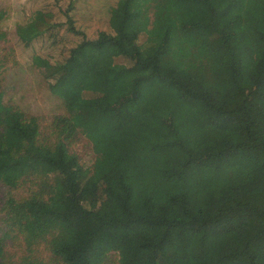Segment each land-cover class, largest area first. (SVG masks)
<instances>
[{"label":"trees","instance_id":"1","mask_svg":"<svg viewBox=\"0 0 264 264\" xmlns=\"http://www.w3.org/2000/svg\"><path fill=\"white\" fill-rule=\"evenodd\" d=\"M25 1L35 20L51 24L30 36L16 30L18 45L37 53L46 47L41 58L52 60L19 74L15 49L6 47L10 33L1 27L9 10L1 7L0 185L10 191L29 181L32 188L24 198H0V264H111L113 255L117 264H264V0H165L179 8V31L208 66L194 80L172 69L161 78L183 112L179 123L158 113L172 136L165 144L173 163L153 167L156 181L140 191L128 176L146 169L147 156L115 138L132 133L128 109L140 102L143 84L160 76L170 30L162 47L143 55L138 31L122 24L89 36L77 18L82 0ZM134 1H110V13L128 22ZM104 48L142 74L128 88L105 81L88 89L114 124L113 135L92 149L114 157L108 167L84 169L66 143L72 101L52 94L63 114L44 134L13 98L22 97L28 76L51 81L48 89L82 78L87 89ZM8 240L17 242L19 258L4 251ZM41 246L47 262L32 254Z\"/></svg>","mask_w":264,"mask_h":264},{"label":"rangeland","instance_id":"2","mask_svg":"<svg viewBox=\"0 0 264 264\" xmlns=\"http://www.w3.org/2000/svg\"><path fill=\"white\" fill-rule=\"evenodd\" d=\"M103 1L82 0L77 18L89 36L98 30L115 31L117 26L122 24V27H127L128 33L132 30L138 31L137 46L139 52L146 55L148 52H153L160 46L162 47V42L165 38L164 32L167 29L171 32L166 41L165 51L158 61L160 76L158 74L154 75L143 84L140 102L128 109V112L135 120L132 133L124 134L123 136H119L117 133L115 138L117 143L122 138L136 143L139 146V153L147 156L146 169L137 173L132 172L128 176V182L140 191L145 185H151L156 181L152 177L153 167L156 165L166 167V165L169 166L173 163V159L171 160L172 154L167 152L171 150L165 144L172 139V136L166 126L161 123L158 113H161L164 118L168 115H173L175 123H179L180 115L183 112L181 106L174 104L173 95L176 93L172 90H166L167 82L161 78L165 76L168 70L172 69L174 71L185 70L190 78L194 80L198 74L204 72L208 63H206L203 56L198 54V46L191 44V40L187 39L179 31V8L172 1L135 0L130 5V13L133 17L124 23L121 15H112L110 13L112 10H110V1L113 3L114 0ZM23 4L24 12L20 13L17 9L22 10ZM1 7L9 10V16L4 19L1 27L10 33L9 44L6 47L15 49V57H17L19 62V74L21 76L24 75L32 65L45 67L48 64V60L52 59L41 58V54L49 52V49L44 47L41 53H37L33 48V50H24L18 45L15 33L17 30L20 35L30 36L43 29L46 25L51 24V21L46 19L35 20V15L25 0H0ZM8 48L1 55H5ZM87 53L94 52L88 49ZM97 56L98 68L93 73V81L87 89H83L82 78L71 81L65 87H58V84H55L54 88L48 89L47 85L51 84V81L47 80L44 85L38 79L28 76L22 82L23 90L25 89L22 97L16 96L13 98V101L26 114L34 116L44 134H51L55 131L53 128L54 121H59L60 114H63L62 109L58 107L60 101L56 96L62 93L63 96L70 99L73 103V107H71L72 114L69 118L71 132L68 133L70 130L65 132L67 134L66 143L70 153L77 157L78 162L84 169L91 168L92 165L100 168L108 167L112 164L114 157L113 151L98 154L92 149L96 141L105 136L113 135L114 124L109 114L103 110L101 111L99 107V110L95 107L96 105L99 106L98 104L105 107L107 106L106 103H95L94 100L90 102L89 98H93V96H91L92 93L88 89L99 88L105 81L121 84L128 88L134 77L142 74L140 68L129 69L128 61L119 56L114 49L104 48V50L97 53ZM143 74L149 76V71ZM209 78H211L210 74ZM202 79H205L204 75ZM210 85L211 82L209 81ZM18 91L21 93L22 89L18 88ZM49 137L54 138L52 135H49ZM161 146L164 148H161ZM152 148L153 150L150 154L149 149L151 150ZM30 184L27 181V183H23L15 190L10 191L0 185V198L7 195L19 196V198L27 197L32 188ZM2 230L3 228L0 227V239L2 238ZM14 241L8 240L4 251L19 258L22 252L16 246L17 242ZM32 254L45 262L48 261L47 253L42 246L36 252H32ZM111 259V264H117L118 259L116 256H111Z\"/></svg>","mask_w":264,"mask_h":264}]
</instances>
